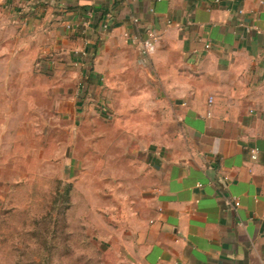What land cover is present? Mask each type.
Wrapping results in <instances>:
<instances>
[{
  "label": "crops",
  "instance_id": "0c3cea01",
  "mask_svg": "<svg viewBox=\"0 0 264 264\" xmlns=\"http://www.w3.org/2000/svg\"><path fill=\"white\" fill-rule=\"evenodd\" d=\"M146 32L143 58L132 36ZM0 37L19 58L50 45L89 88L122 84L131 60L135 89L166 108L163 143L144 151L150 207L118 233L127 262L264 264V0H0Z\"/></svg>",
  "mask_w": 264,
  "mask_h": 264
},
{
  "label": "rangeland",
  "instance_id": "374dc122",
  "mask_svg": "<svg viewBox=\"0 0 264 264\" xmlns=\"http://www.w3.org/2000/svg\"><path fill=\"white\" fill-rule=\"evenodd\" d=\"M4 39L0 264H130L118 233H129L150 207L153 176L144 151L163 143L166 108L149 105L135 89L138 76L126 71L131 60L121 62L122 84L113 76L109 87L100 78L89 88L83 67L55 57L50 45L29 42L19 58ZM98 49L89 58L97 70Z\"/></svg>",
  "mask_w": 264,
  "mask_h": 264
},
{
  "label": "built area",
  "instance_id": "2783aa9c",
  "mask_svg": "<svg viewBox=\"0 0 264 264\" xmlns=\"http://www.w3.org/2000/svg\"><path fill=\"white\" fill-rule=\"evenodd\" d=\"M240 13H242V12H240ZM132 22L134 24H138V19L134 18L132 20ZM108 28H109L108 24L103 26L104 30H108ZM145 35H146L145 38L140 39V40L137 37H134V36H132V38L134 40L138 41L137 44L139 45V53H140V55L143 58H148L154 52L157 39L150 32H146ZM129 36H130V34L128 32H124L123 33V37H129ZM211 102H212V99L210 98L209 99V103H211ZM200 186L201 185L198 184V187H200ZM233 206H234V208H238L240 206L239 201H235Z\"/></svg>",
  "mask_w": 264,
  "mask_h": 264
},
{
  "label": "trees",
  "instance_id": "16d2710c",
  "mask_svg": "<svg viewBox=\"0 0 264 264\" xmlns=\"http://www.w3.org/2000/svg\"><path fill=\"white\" fill-rule=\"evenodd\" d=\"M66 189H65V192H64V204H65V210H68L69 207H70V194H71V191H72V186L70 184L66 185L65 186Z\"/></svg>",
  "mask_w": 264,
  "mask_h": 264
}]
</instances>
